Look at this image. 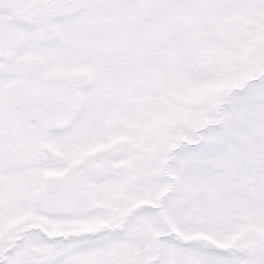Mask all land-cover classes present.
<instances>
[{
  "label": "snow or ice",
  "instance_id": "snow-or-ice-1",
  "mask_svg": "<svg viewBox=\"0 0 264 264\" xmlns=\"http://www.w3.org/2000/svg\"><path fill=\"white\" fill-rule=\"evenodd\" d=\"M0 264H264V0H0Z\"/></svg>",
  "mask_w": 264,
  "mask_h": 264
}]
</instances>
